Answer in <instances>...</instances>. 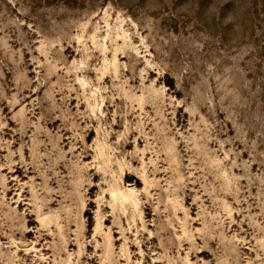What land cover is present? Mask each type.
Here are the masks:
<instances>
[{"label": "rangeland", "instance_id": "374dc122", "mask_svg": "<svg viewBox=\"0 0 264 264\" xmlns=\"http://www.w3.org/2000/svg\"><path fill=\"white\" fill-rule=\"evenodd\" d=\"M111 246L264 264V0H0V264Z\"/></svg>", "mask_w": 264, "mask_h": 264}, {"label": "bare ground", "instance_id": "6f19581e", "mask_svg": "<svg viewBox=\"0 0 264 264\" xmlns=\"http://www.w3.org/2000/svg\"><path fill=\"white\" fill-rule=\"evenodd\" d=\"M87 131L89 132V135L92 133V130L91 129H87ZM132 136H133V134L129 137V136H127L121 143H120V147H121V149H122V151H121V153H123V152H125V149L127 148V147H129V146H131L134 142H137V144L138 143H140L141 141H142V136L141 137H137L135 140H133L132 139ZM89 147H87V146H84V149L82 150V153L83 154H85V156H88V152H89ZM104 153V152H103ZM135 156H136V154L135 153H133V154H131V157H132V160L133 161H135L134 159H135ZM94 167H92V169H93ZM164 173L165 172V170H159L158 169V167H156V169H154V173ZM129 175L130 174H127V176L129 177ZM113 195H115L114 193H113ZM57 201V199H54V200H51L50 202H49V204L50 205H53L55 202ZM185 201L187 202V196H186V198H185ZM58 202V201H57ZM61 202V201H60ZM148 205H150L149 203H147ZM48 207V206H47ZM50 207V206H49ZM107 220H109V218H105L104 219V221H107ZM111 230V229H110ZM171 231L173 230V229H170ZM110 234V233H109ZM108 236H110V235H108ZM122 238V237H121ZM120 238V239H121ZM110 239V240H109ZM107 240H109V243H111V237H109ZM113 240V243H115V239H112ZM118 240V239H117ZM109 245V244H108ZM106 246V245H105ZM113 246H111L110 248L111 249H109L110 251L109 252H107V253H109V256H108V261H109V263L110 264H120V260H127V261H129V257H125V258H117V257H114L113 256V253H114V251H113V249L114 248H112ZM106 248H107V246H106ZM105 248V249H106ZM108 250V249H107ZM205 250H202V251H200L201 253H203ZM101 260H102V258H101ZM157 263H159L160 261H156Z\"/></svg>", "mask_w": 264, "mask_h": 264}]
</instances>
